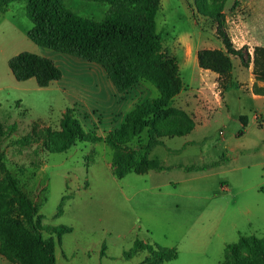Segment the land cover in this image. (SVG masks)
Wrapping results in <instances>:
<instances>
[{
  "label": "rangeland",
  "instance_id": "obj_1",
  "mask_svg": "<svg viewBox=\"0 0 264 264\" xmlns=\"http://www.w3.org/2000/svg\"><path fill=\"white\" fill-rule=\"evenodd\" d=\"M205 1L159 0L155 18L161 52L175 59L182 83L171 106L192 118L194 130L161 140L148 155L157 169L122 179L112 175L113 151L103 143H78L49 154L46 133L59 132L63 114L73 110L85 134L104 138L135 107L157 100V90L140 82L119 95L101 67L36 46L26 36L32 24L23 0L0 15V125L3 131L15 127L0 137V163L37 206L41 227L71 230L60 238L42 231L54 240L56 264H141L149 251L125 258L136 242L153 251L155 245L176 249L177 258L163 264H222L227 246L241 237H264V105L247 93L248 71L220 84L203 74L200 94L187 85L195 77L199 83L192 69L196 49L224 51L216 24L200 13ZM63 2L95 21L109 10L107 4ZM223 15L236 50L248 53L264 45V0H226ZM22 52L52 61L62 78L47 88H38L33 79L17 82L7 62ZM225 92L227 107L201 120L203 109L210 110L206 98L222 103ZM146 141L144 133L130 147L140 152ZM4 177L0 171V185ZM0 264L12 263L0 256Z\"/></svg>",
  "mask_w": 264,
  "mask_h": 264
},
{
  "label": "trees",
  "instance_id": "obj_2",
  "mask_svg": "<svg viewBox=\"0 0 264 264\" xmlns=\"http://www.w3.org/2000/svg\"><path fill=\"white\" fill-rule=\"evenodd\" d=\"M15 1L0 0V15ZM23 1L26 17L32 24L26 36L36 46L101 67L119 95L140 82L149 83L159 93L157 100L135 107L124 122L104 138L85 134L74 111L66 110L60 121V131L46 133L48 153H65L78 143L101 142L113 151L111 173L116 179L132 172L157 169V161L150 160L148 155L162 145L161 140L186 137L195 127L188 114L171 106L182 83L175 59L161 52L155 22L159 0H83L109 5L107 14L100 21L76 15L65 7L63 0ZM225 1L206 0L200 5L203 9L200 13L216 24V34L224 51H199L198 66L214 73L220 84L231 77V57H236L243 68L248 69L251 65L254 79L251 92L264 98V47H254L252 55L233 47L224 30ZM7 66L17 82L33 79L38 88H47L62 78L52 61L29 52L10 58ZM235 87L229 85L226 88ZM240 124L244 130L246 123L241 119ZM14 131L15 127L3 131L0 125V137ZM144 133L147 141L140 148V154L130 144ZM24 140L28 142L27 138ZM0 171L5 174L0 185V256L12 264H56L54 240L44 238L42 231L47 229L60 238L71 230L41 227L36 221L37 206L2 163ZM146 250L149 255L141 264H163L177 258L174 248L155 245L153 251L141 242H136L125 258L131 259ZM222 264H264V237H241L237 244L225 248Z\"/></svg>",
  "mask_w": 264,
  "mask_h": 264
},
{
  "label": "crops",
  "instance_id": "obj_3",
  "mask_svg": "<svg viewBox=\"0 0 264 264\" xmlns=\"http://www.w3.org/2000/svg\"><path fill=\"white\" fill-rule=\"evenodd\" d=\"M246 46L248 47L249 46V44H246ZM255 47H257V46H255ZM260 47H264V45H260ZM253 48L254 47H250V49H248V53L250 54V55H252V51H253ZM204 48H200V49H196L195 50V54H193V56H192V58H193V60H194V65H193V63H192V65H193V67H192V69H196V71L194 72L195 74H196V72H197V78L199 79V83L197 84V86L195 85L196 83V77L195 78H192L191 79V81L193 82V83H188L187 82V85L189 86V88L191 87L192 89H193V91H195V92H197V94H200V93H202V90H203V87H205V85H206V83H205V80L203 79V74H209V76H210V78H214L213 79V81H216V79H217V76L214 74V73H212V72H210V71H205V70H202V69H200L199 68V66H198V62H197V53L199 52V51H201V50H203ZM239 59H232V64H233V70H232V73H231V75L233 76V77H236V75L237 76H239V75H241V71L243 70V69H245V68H243L242 66H241V63H240V61H238ZM238 68V69H237ZM188 70V68L186 69V71ZM247 71H248V73H249V76H248V84L246 85V88H247V93L249 94V96H250V98H251V100L252 101H254V102H259V103H261L262 105H264V98H261V97H257V96H254L253 94H252V92H251V88H252V85H253V83H254V79H253V76H252V73H251V71H252V67H251V65L249 66V68L248 69H246ZM188 71H190V70H188ZM238 71V73L236 74V72ZM193 73V74H194ZM213 76V77H212ZM238 80H239V83H238V86H240L241 85V83H240V79L238 78ZM242 82V81H241ZM194 84V85H193ZM215 84V83H214ZM196 87V88H195ZM242 87L240 86L239 88H238V90H240ZM235 90L237 89V86L234 88ZM219 91V90H218ZM241 91V90H240ZM239 91V92H240ZM116 92V91H115ZM238 92V91H237ZM218 93H220V91L218 92ZM227 92H225L220 98H222L221 99V101H222V103H214V102H212L211 100H209L208 98H206V102L207 103H205V106H207V107H209L210 108V110L209 109H203V110H205L204 112L206 113L205 114V116L204 117H202V119L201 120H203V119H205V120H207V119H209L210 118V116L208 115V113H210V112H215V111H220V110H223L224 108H226L227 107V104H228V98H227ZM199 96V98H200V95H198ZM238 101H241V99H239L238 98ZM261 112H263L264 113V107L260 110ZM198 118L199 117H197V119H196V121H199L198 120ZM242 118V117H241ZM227 119H230V117H228ZM230 120H232V119H230ZM242 120L246 123V119H243L242 118ZM248 125H249V122H248ZM246 126H247V123H246ZM264 128V127H263Z\"/></svg>",
  "mask_w": 264,
  "mask_h": 264
}]
</instances>
